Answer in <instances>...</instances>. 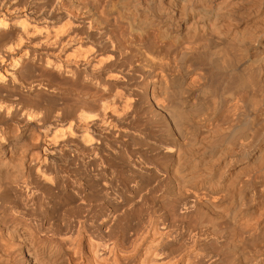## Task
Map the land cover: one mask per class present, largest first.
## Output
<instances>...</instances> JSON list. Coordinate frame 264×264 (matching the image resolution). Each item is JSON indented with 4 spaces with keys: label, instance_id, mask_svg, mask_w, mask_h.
<instances>
[{
    "label": "bare ground",
    "instance_id": "obj_1",
    "mask_svg": "<svg viewBox=\"0 0 264 264\" xmlns=\"http://www.w3.org/2000/svg\"><path fill=\"white\" fill-rule=\"evenodd\" d=\"M0 264H264V0H0Z\"/></svg>",
    "mask_w": 264,
    "mask_h": 264
}]
</instances>
